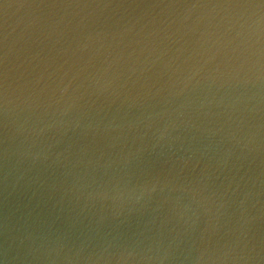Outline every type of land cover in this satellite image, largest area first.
Returning <instances> with one entry per match:
<instances>
[{
	"label": "water",
	"instance_id": "obj_1",
	"mask_svg": "<svg viewBox=\"0 0 264 264\" xmlns=\"http://www.w3.org/2000/svg\"><path fill=\"white\" fill-rule=\"evenodd\" d=\"M0 264H264V0H0Z\"/></svg>",
	"mask_w": 264,
	"mask_h": 264
}]
</instances>
